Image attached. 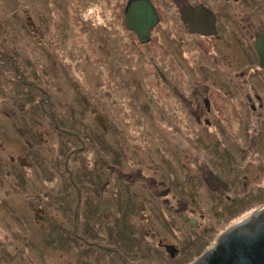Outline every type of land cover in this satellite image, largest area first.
<instances>
[{
  "label": "flooded vegetation",
  "instance_id": "1",
  "mask_svg": "<svg viewBox=\"0 0 264 264\" xmlns=\"http://www.w3.org/2000/svg\"><path fill=\"white\" fill-rule=\"evenodd\" d=\"M129 1L125 0L124 24L135 40L170 42L176 47L181 43L195 51L197 65H179L171 55L169 70L158 65L153 70L163 79L160 87L181 106L179 113L166 112L165 103L155 98L149 100L150 107L142 103L145 99L133 98L128 104L137 113L125 118L112 115L106 106L116 103L108 98L103 106L97 98L81 97L77 84L72 86L73 75L66 79L75 90L73 96L55 97L48 87L32 83L18 65L20 60L0 51L4 65L0 86L12 84L14 90L19 84L27 86L18 96L27 100L39 93L43 111L4 112L25 140L23 155L12 156L10 162L14 165L18 159L19 167H32L29 153L38 144L36 137L39 146L50 145L51 135L57 139L56 169L62 177L61 193L55 199L63 215L51 221L47 202L28 200L44 239L42 248L59 253L51 264H191L227 229L242 222L234 223L240 213L264 210V63L256 47L264 38L259 35L264 12H258L264 10V1L147 0L157 18L146 42L128 27ZM196 12L206 18L208 14L210 21L191 24L189 18L200 16ZM89 38L92 60L94 52L101 53L107 66L105 78L97 83L112 89V83L107 84L110 64L118 62L111 52V37ZM188 59L191 62L190 53ZM119 63L116 89H129L123 55ZM175 71L184 75L183 81L169 76ZM193 72L199 79L192 80ZM139 83L136 88L142 89L144 84ZM13 99L11 95L7 102ZM17 119L26 126H18ZM143 124L151 137L147 146L140 140ZM113 133L118 137L115 142ZM132 152L133 169L127 172Z\"/></svg>",
  "mask_w": 264,
  "mask_h": 264
},
{
  "label": "rangeland",
  "instance_id": "2",
  "mask_svg": "<svg viewBox=\"0 0 264 264\" xmlns=\"http://www.w3.org/2000/svg\"><path fill=\"white\" fill-rule=\"evenodd\" d=\"M124 5L125 0H0V51L9 52L20 59L22 55L24 58L29 57L32 67L26 68L22 62L18 65L25 68L32 83L48 87L55 97L73 96L75 90L66 80L73 75L76 80L72 86L77 84L81 97L85 94L84 97H91L92 100L93 97L97 98L103 106L107 105L108 98L116 103L115 106H106L107 112L112 115L122 114L125 118L128 114L137 113L128 104V99L133 98L145 99L142 103H149V107V100L155 98L165 103L166 112L173 109L172 112L179 113L181 106H176L169 91L160 87L159 82L163 79L159 80L153 70L157 65L169 70L170 65H173L169 60L171 55L179 65H197L195 51L184 49L181 43H176V47L170 42L140 43L135 40L124 24ZM258 12L263 15L264 10ZM89 35H110L114 60L119 63L123 55L126 61L124 81L129 89H116L119 87L116 83L119 82L121 71L120 63L114 64L113 61L110 64V83H107H112L113 88L105 89L97 83L105 78L107 66L100 58L101 53L94 52L92 60ZM189 53L191 62L188 61ZM3 66L0 63V68ZM191 74L192 80L199 79L198 74ZM172 75H175V81H183L184 75L180 76L177 71L174 74L169 72V76ZM15 80L19 79L16 77ZM139 82L145 85L142 89L136 88ZM19 85L16 90L12 84L0 86V264H51L55 258H59V253L52 248H42L44 239L28 200H35L37 204L47 202L48 214L54 217L51 221L63 215L59 214L55 199L61 193L62 177L56 169L60 165L55 160L58 154L57 139L56 135H51L50 145L43 143L39 146L40 139L36 137L38 144L29 153L33 156L32 167H19L18 159L14 165L10 162L12 156L18 158L23 155L21 145L25 140L21 130L13 125L10 118L5 117L4 112L20 115L43 113L39 93L37 96L32 95L34 99L24 100L23 95H18L22 89L27 91L28 87ZM11 95L14 99L7 102ZM17 125L26 126L19 119ZM162 125L167 127V123ZM146 129L149 127L143 124L140 140L144 146L151 140L150 132H146ZM133 130L136 128L128 129ZM116 140L118 137L113 133L112 141ZM134 155L132 152L133 159L129 158L128 165H125L127 172L133 169L131 161L135 160ZM67 192L72 193V186ZM252 210L240 213L234 223L250 217ZM231 222L224 225L223 229L228 228ZM29 258L33 261H29ZM59 263L56 261L54 264Z\"/></svg>",
  "mask_w": 264,
  "mask_h": 264
},
{
  "label": "water",
  "instance_id": "3",
  "mask_svg": "<svg viewBox=\"0 0 264 264\" xmlns=\"http://www.w3.org/2000/svg\"><path fill=\"white\" fill-rule=\"evenodd\" d=\"M182 12L185 13V9ZM126 14L128 27L135 29L141 41L146 42L149 39L147 32L157 18L155 9L147 0H130ZM199 14L197 20L189 18V22L210 21L208 14L205 13L207 18ZM261 35H264V30ZM256 47L263 64L264 38L256 42ZM191 264H264V210L227 229L210 249Z\"/></svg>",
  "mask_w": 264,
  "mask_h": 264
},
{
  "label": "trees",
  "instance_id": "4",
  "mask_svg": "<svg viewBox=\"0 0 264 264\" xmlns=\"http://www.w3.org/2000/svg\"><path fill=\"white\" fill-rule=\"evenodd\" d=\"M17 60H20L25 66L26 68H30L32 67V62H31V59L29 57H23V55L21 56V59L20 58H17ZM31 70V69H30ZM14 74V73H13Z\"/></svg>",
  "mask_w": 264,
  "mask_h": 264
},
{
  "label": "bare ground",
  "instance_id": "5",
  "mask_svg": "<svg viewBox=\"0 0 264 264\" xmlns=\"http://www.w3.org/2000/svg\"><path fill=\"white\" fill-rule=\"evenodd\" d=\"M264 29H261V31H263ZM261 31L259 32V35H261Z\"/></svg>",
  "mask_w": 264,
  "mask_h": 264
}]
</instances>
